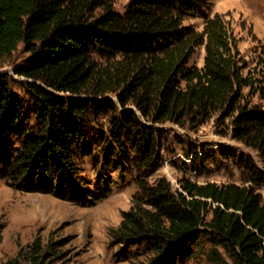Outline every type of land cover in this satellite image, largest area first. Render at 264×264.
I'll list each match as a JSON object with an SVG mask.
<instances>
[{"label":"trees","instance_id":"1","mask_svg":"<svg viewBox=\"0 0 264 264\" xmlns=\"http://www.w3.org/2000/svg\"><path fill=\"white\" fill-rule=\"evenodd\" d=\"M205 6L129 0L119 12L115 0H0V58L20 46L29 52L15 72L25 78L31 106L26 114L24 99L0 77V177L31 191L61 194L66 185L92 204L114 183L103 166L118 170L125 158L121 166L137 171L158 168L157 123L228 118L231 137L262 162H244L247 185L181 180L173 189L165 178L138 181L109 234L118 245H142L152 264H179L204 239L232 264H264V203L252 186L264 182V48L248 65L224 13L205 17L201 29L184 24ZM197 47L203 64L188 65ZM110 108L101 170L86 181L78 167L77 154L89 151L81 126ZM122 137L136 151L132 162Z\"/></svg>","mask_w":264,"mask_h":264},{"label":"rangeland","instance_id":"2","mask_svg":"<svg viewBox=\"0 0 264 264\" xmlns=\"http://www.w3.org/2000/svg\"><path fill=\"white\" fill-rule=\"evenodd\" d=\"M129 0H115V8L121 12ZM206 6L196 16L187 17L185 25L202 28L205 17L224 13L237 38V45L248 65H252L261 48H264V0H205ZM203 47H197L188 65L203 64ZM29 52L20 46L10 56L0 58V77L12 93L24 99L26 114L30 100L24 90L25 78L15 71L26 64ZM127 109L136 110L133 105ZM114 110L93 113L81 126L82 140L89 146L87 154L79 152V174L86 181L101 170V137L106 134L109 117ZM117 113V112H115ZM34 119V118H33ZM34 121V120H33ZM229 119L213 117L202 124L181 126L172 122L157 123L161 137L159 166L153 172L137 171L134 164L121 166L104 173L112 174L108 194L92 204L83 205L65 185L59 193L41 190H24L9 178L0 177V264L9 261L35 264H152L142 245H118L110 236L122 215L131 205V196L138 189V181L153 183L160 178L179 187L181 180L195 183L215 182L248 184L244 167L246 160L262 167L257 152L231 137ZM101 132V135H100ZM128 150V159L134 161L136 151L127 137H122ZM264 203V182L252 184ZM63 193V194H62ZM219 254L216 259L212 252ZM179 264H232L222 248H214L204 239L202 248Z\"/></svg>","mask_w":264,"mask_h":264}]
</instances>
